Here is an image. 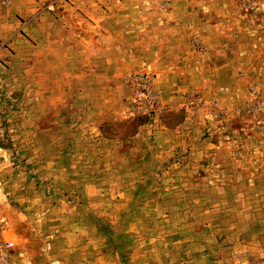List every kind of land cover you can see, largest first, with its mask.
I'll return each mask as SVG.
<instances>
[{"label": "rangeland", "instance_id": "rangeland-1", "mask_svg": "<svg viewBox=\"0 0 264 264\" xmlns=\"http://www.w3.org/2000/svg\"><path fill=\"white\" fill-rule=\"evenodd\" d=\"M110 1L0 0L14 264H264V0H161L192 52L162 84L141 53L78 73Z\"/></svg>", "mask_w": 264, "mask_h": 264}, {"label": "crops", "instance_id": "crops-1", "mask_svg": "<svg viewBox=\"0 0 264 264\" xmlns=\"http://www.w3.org/2000/svg\"><path fill=\"white\" fill-rule=\"evenodd\" d=\"M160 4L161 0L110 1L108 14H100L92 26L90 44L81 41L83 36L76 41L78 73L91 71L98 83L109 82L116 77V56L124 58L122 71H125L131 64L127 58L141 53L162 84L164 75L171 72L173 58L178 59L182 53L190 58L192 52L182 27L183 18L175 13L178 3H171L166 13L160 9ZM92 5L84 3L81 7L88 10ZM135 26L142 32L140 40L136 41L133 38Z\"/></svg>", "mask_w": 264, "mask_h": 264}, {"label": "built area", "instance_id": "built-area-1", "mask_svg": "<svg viewBox=\"0 0 264 264\" xmlns=\"http://www.w3.org/2000/svg\"><path fill=\"white\" fill-rule=\"evenodd\" d=\"M47 9L52 11V5H49ZM15 250L16 241L14 236L5 222L0 219V264H14Z\"/></svg>", "mask_w": 264, "mask_h": 264}]
</instances>
